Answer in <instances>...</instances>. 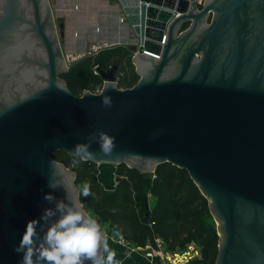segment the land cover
Instances as JSON below:
<instances>
[{
    "label": "water",
    "instance_id": "obj_1",
    "mask_svg": "<svg viewBox=\"0 0 264 264\" xmlns=\"http://www.w3.org/2000/svg\"><path fill=\"white\" fill-rule=\"evenodd\" d=\"M116 2L140 80L120 88L118 63L96 67L102 90L77 95L61 77L50 1L0 0V264L21 261L14 249L27 223L54 207L44 195L64 198L48 187L53 167L81 203L76 173L54 156H76L97 131L116 148L106 156L93 143L83 160L125 163L149 179L163 163L188 170L220 223L215 264H264V0Z\"/></svg>",
    "mask_w": 264,
    "mask_h": 264
},
{
    "label": "trees",
    "instance_id": "obj_2",
    "mask_svg": "<svg viewBox=\"0 0 264 264\" xmlns=\"http://www.w3.org/2000/svg\"><path fill=\"white\" fill-rule=\"evenodd\" d=\"M188 25L186 23L183 28ZM115 63L120 65L117 71L120 88H130L138 83L140 75L135 69L133 51L124 45L85 56L71 64L61 77L74 94L82 95L86 90L95 92L103 84L96 67L108 69ZM54 159L76 173L75 182L79 188L84 182L90 184L91 195L84 197L79 193L80 201L86 210L109 223L110 234L118 232V237L125 243L143 250L155 248L157 237L172 253L181 252L194 243L200 247L201 257L190 264L216 263L219 235L215 220L208 198L188 170L171 163L160 164L149 184L145 173L122 163L116 167V177L121 180L116 183L115 192L109 195L104 185L96 180V163L64 151H58ZM73 160L78 161L75 166ZM149 194L155 200L153 207L149 204Z\"/></svg>",
    "mask_w": 264,
    "mask_h": 264
},
{
    "label": "clouds",
    "instance_id": "obj_3",
    "mask_svg": "<svg viewBox=\"0 0 264 264\" xmlns=\"http://www.w3.org/2000/svg\"><path fill=\"white\" fill-rule=\"evenodd\" d=\"M102 105L111 107V97L103 96ZM93 143H98L100 152L106 156H111L116 148L115 137L97 131L87 137L86 143H77L73 154L94 158L96 153L90 151ZM77 163L72 161L73 166ZM52 177L48 187L54 190L63 188L64 198L57 199L51 193L44 195L43 199L54 207H46L39 219L27 223L19 245L14 249L22 254L19 264H121L109 245V235L95 214L79 202L69 183L58 178L59 172L55 167ZM90 188V184L84 182L78 191L88 197ZM118 235V232L113 233V237Z\"/></svg>",
    "mask_w": 264,
    "mask_h": 264
},
{
    "label": "rangeland",
    "instance_id": "obj_4",
    "mask_svg": "<svg viewBox=\"0 0 264 264\" xmlns=\"http://www.w3.org/2000/svg\"><path fill=\"white\" fill-rule=\"evenodd\" d=\"M53 9V15L54 19L57 25V32L58 37L60 41L61 48L63 50L68 68L71 64L74 62L84 58L85 56H88L89 54H95L98 53L100 50L108 47H112L115 45H111V40H107L105 38H101L99 34L96 33V37L92 35V32L95 30L99 32L100 27L102 26L103 20L97 19L96 16L93 14H90L92 16H84V14H81L80 12L83 11L81 8V5L78 4V8H74V4L71 3H64L60 4L58 3V0H49ZM73 6V9H71L69 6ZM70 8V9H69ZM72 10H75V13L73 15H69L68 13ZM87 15V14H86ZM61 20L66 23V34L65 37H60V28L59 24L61 23ZM85 36V38H84ZM135 36V35H134ZM124 46H127V44H123ZM135 54L133 52V58ZM134 62V61H133ZM135 64V63H134ZM136 69V64H135ZM102 86H98L96 91L94 93H98L102 90ZM96 167L98 169V176H100V173H104L105 175H108V180L104 182V187L108 189V187H114L116 186V165H103V164H96ZM71 169V168H70ZM146 178V182H150L152 180ZM79 189V187H78ZM96 216V215H95ZM98 219V222L101 224L102 228L106 231V233L109 235V245L112 246L113 244L117 242H123L124 241L118 237H113V234H110V225L109 223H104L99 219L98 216H96ZM216 224V228L218 231V228L220 226L219 220L215 216H213ZM221 234V232H219ZM181 253V252H177ZM118 257V255H117Z\"/></svg>",
    "mask_w": 264,
    "mask_h": 264
},
{
    "label": "crops",
    "instance_id": "obj_5",
    "mask_svg": "<svg viewBox=\"0 0 264 264\" xmlns=\"http://www.w3.org/2000/svg\"><path fill=\"white\" fill-rule=\"evenodd\" d=\"M58 3H71L74 4V8H78V4H80L81 8L83 9V11L80 12L81 14H84V16H89L90 14H93L97 17V19L103 20L99 32H97L96 30L95 32L93 31V36L96 37L97 33L101 36V38H105L107 40L110 39L112 42L111 45H123L128 44L130 42H135V36L131 29L128 27L125 21H120L122 11L118 7L116 0H58ZM73 6L71 5L69 7L73 9ZM73 12L75 13V10L70 11L68 14L73 15ZM107 180L108 175L100 173V183L104 185V182H106ZM149 184L147 186V190L149 189ZM114 188L115 186L108 187V189ZM148 198L150 206L153 207L155 204L153 196L149 194ZM110 247L118 255L117 259L124 264H163L157 258L153 260L147 256V253L149 252V247L143 250L137 248L134 245L125 244L123 242H117Z\"/></svg>",
    "mask_w": 264,
    "mask_h": 264
},
{
    "label": "built area",
    "instance_id": "obj_6",
    "mask_svg": "<svg viewBox=\"0 0 264 264\" xmlns=\"http://www.w3.org/2000/svg\"><path fill=\"white\" fill-rule=\"evenodd\" d=\"M204 1L205 0H197V4L199 6H202ZM120 21L121 22L125 21V16L123 15V13L122 16L120 17ZM153 56H155L156 58H160L159 54H153ZM156 244L157 246L155 248L152 247L149 248V252L147 253V256L153 260L157 258L163 264H188L192 260L201 257L200 247L194 243L190 244L185 250L181 251L180 254L169 252L167 250V246L165 242L159 237L156 238ZM177 255H180L181 257H183V259L181 261H176Z\"/></svg>",
    "mask_w": 264,
    "mask_h": 264
},
{
    "label": "bare ground",
    "instance_id": "obj_7",
    "mask_svg": "<svg viewBox=\"0 0 264 264\" xmlns=\"http://www.w3.org/2000/svg\"><path fill=\"white\" fill-rule=\"evenodd\" d=\"M183 259V257H181L180 255L176 256V261H181Z\"/></svg>",
    "mask_w": 264,
    "mask_h": 264
},
{
    "label": "flooded vegetation",
    "instance_id": "obj_8",
    "mask_svg": "<svg viewBox=\"0 0 264 264\" xmlns=\"http://www.w3.org/2000/svg\"><path fill=\"white\" fill-rule=\"evenodd\" d=\"M211 19H212V14L210 15V17L208 18V23H210L211 22Z\"/></svg>",
    "mask_w": 264,
    "mask_h": 264
}]
</instances>
